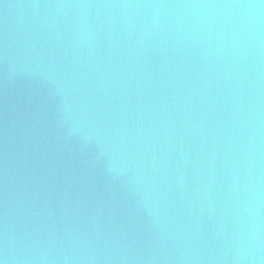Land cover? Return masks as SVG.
<instances>
[{"label":"water","instance_id":"water-1","mask_svg":"<svg viewBox=\"0 0 264 264\" xmlns=\"http://www.w3.org/2000/svg\"><path fill=\"white\" fill-rule=\"evenodd\" d=\"M0 264H264V0H0Z\"/></svg>","mask_w":264,"mask_h":264}]
</instances>
